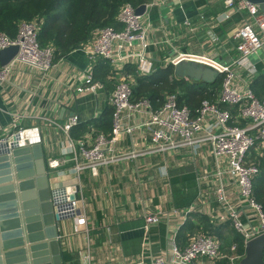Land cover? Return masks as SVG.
Wrapping results in <instances>:
<instances>
[{
  "label": "built area",
  "instance_id": "obj_1",
  "mask_svg": "<svg viewBox=\"0 0 264 264\" xmlns=\"http://www.w3.org/2000/svg\"><path fill=\"white\" fill-rule=\"evenodd\" d=\"M222 1L225 12L217 21L227 20L231 10L244 17L242 25L226 40L216 32L213 19L205 12H200L197 22L186 19L185 24L192 34L202 27L203 35L214 44L213 47L225 42L232 44L224 49L230 51L228 58L231 60L224 59L216 49L212 55L175 50L166 64L175 66L182 61H191L216 70L223 77L216 101L204 99L199 108L192 111L179 104L178 93L167 94L158 106L148 97L133 99L137 78L150 76L156 70V64L148 52L151 23L144 24L141 21L143 15L136 12L137 7L126 2L116 15L118 28H96L79 46L88 64L79 71L76 81L83 84L86 91L97 93L105 87V83L96 77L100 61L110 66V77H118L109 95V104L113 108L111 131L93 130L76 139L71 132L80 123L77 114L63 123L51 120L56 128L66 133L67 139L62 151L64 157L47 159V166L51 173L62 174V167L69 157L73 162L71 169L77 176L85 170L98 175L101 167L123 160L175 153L182 148H189L197 155L207 147L216 168L212 174L205 171L203 181L210 183L207 190L201 191L200 198L204 202L209 194H214L224 213L219 221L229 223L246 248L250 239L264 233V207L254 193V180L260 173L257 160L264 158V93L259 97L252 87L256 78L264 74V12L259 4L248 0ZM157 3L146 4L148 7ZM42 24L43 20L39 19L21 20L15 37L0 32V50L12 45L20 47L8 65H0V86L9 80L18 65H27L44 74L54 67L56 47L53 44L41 46L39 42ZM128 67H134L135 73L128 71ZM17 125L14 123L13 127L17 129ZM28 131L20 129L12 134ZM32 133L37 138L33 141L41 142L37 130ZM210 176L213 179L209 180ZM69 186L60 189L66 190ZM68 203L74 214L75 201ZM195 211L196 206L192 205L185 213ZM159 213H147L144 227L158 223ZM184 222L185 219L176 230L182 229ZM187 240V245L181 248L176 231L170 239V254L153 258L151 264H215L223 259L238 264L245 255L238 252L236 242L230 252L225 251L221 239L209 231L191 232ZM83 257L86 264H91L89 252Z\"/></svg>",
  "mask_w": 264,
  "mask_h": 264
},
{
  "label": "crops",
  "instance_id": "obj_2",
  "mask_svg": "<svg viewBox=\"0 0 264 264\" xmlns=\"http://www.w3.org/2000/svg\"><path fill=\"white\" fill-rule=\"evenodd\" d=\"M152 1L158 3L148 5L141 21L151 23L148 52L156 67L165 66L175 50L212 55L216 49L224 59L229 57L230 51L224 49L232 44L225 42L213 47L203 35L202 27L192 34L185 20L197 22L200 12H205L213 19L216 32L226 40L242 25L243 14L231 10L227 20L217 21L225 12L222 0H150L147 3ZM87 64V57L78 47L59 57L46 74L27 65L16 66L9 80L0 86V123L5 127L0 131V140L16 130H37L47 159L62 158L67 135L51 120L63 123L77 114L79 124L87 123V129L76 137L75 127L71 135L76 139L97 131L89 122L103 118L106 108H112L109 104L112 90L108 91L105 84L103 90L89 92L76 81L79 71ZM14 123L18 124L17 129ZM196 154L182 148L175 153L101 167L98 175L85 170L80 176L73 173V162L67 157L63 173H51L52 188L80 185L82 197L75 201L74 214H67L59 225L65 264H86L83 256L88 252L92 255L91 264H151L153 258L170 254V239L176 231L181 248L187 245L191 232L212 233L216 228L234 232L229 223L219 221L224 213L214 194H209L204 202L200 198L201 191L207 190L210 183L203 181L205 171L212 174L216 165L207 147ZM192 205L196 211L186 214ZM149 212H160L161 219L146 228L144 219ZM184 219L182 229L188 224L196 225L188 234L182 229L176 230Z\"/></svg>",
  "mask_w": 264,
  "mask_h": 264
},
{
  "label": "water",
  "instance_id": "obj_3",
  "mask_svg": "<svg viewBox=\"0 0 264 264\" xmlns=\"http://www.w3.org/2000/svg\"><path fill=\"white\" fill-rule=\"evenodd\" d=\"M248 1L259 4L264 12V0ZM146 10L144 3L136 12L143 15ZM19 48L12 45L0 50V65H8ZM174 74L206 83L219 76L211 67L191 61L175 65ZM17 138L18 134L6 137L5 144L12 146L0 149V264H65L59 225L68 215L61 213L55 198L44 146L28 138L16 145ZM66 194L69 199L63 205L69 206L68 200L82 197L80 185L69 186ZM241 264H264V233L247 242Z\"/></svg>",
  "mask_w": 264,
  "mask_h": 264
},
{
  "label": "trees",
  "instance_id": "obj_4",
  "mask_svg": "<svg viewBox=\"0 0 264 264\" xmlns=\"http://www.w3.org/2000/svg\"><path fill=\"white\" fill-rule=\"evenodd\" d=\"M150 0H0V32H6L15 37L18 33V24L21 20H43L39 32V42L41 46L52 43L56 47L59 57L78 48L86 42L96 28L105 26L119 27L116 23V15L122 4L129 2L138 7ZM56 59V61L59 59ZM128 71H135L134 67H128ZM110 66L102 61L98 64L97 79L108 77ZM101 76V77H100ZM222 76H218L213 83L203 81L190 82L186 78H177L174 74V66L165 65L156 67V70L146 77H138L137 84L133 87V99L141 97L150 98L154 105L158 106L165 99L166 91L178 93L180 105L188 106L192 111H196L204 99L216 101L222 87ZM107 86V90L114 87ZM115 86V84H113ZM256 95L261 97L264 93V74H260L252 85ZM225 107V105H222ZM113 108H106L103 118L89 122L101 130L109 131L112 127ZM87 129V123L76 126L73 135L79 136ZM260 173L254 180V193L258 202L264 207V158L257 160ZM206 219V218H202ZM207 223V220L203 221ZM196 225L188 224L184 230L186 234L193 230ZM212 233L217 235L223 245V249L230 252L233 243H238V252L245 254L244 241L235 231H224L216 228ZM183 237L185 234L182 232ZM180 237V236H179ZM215 264H231L228 259L217 261ZM238 264H241L239 262Z\"/></svg>",
  "mask_w": 264,
  "mask_h": 264
},
{
  "label": "bare ground",
  "instance_id": "obj_5",
  "mask_svg": "<svg viewBox=\"0 0 264 264\" xmlns=\"http://www.w3.org/2000/svg\"><path fill=\"white\" fill-rule=\"evenodd\" d=\"M30 133V132H29ZM36 134L32 133L31 134H28V132H22V133H19L18 134V138L17 140L15 141L16 145H19L21 144L22 142H25L26 138H28L29 140L33 141L34 139H37ZM7 142V139L5 140H0V149L1 150H7L9 148H11V144L7 145L5 144ZM56 193V200L59 204V206L61 207V213L63 215H70L73 213V210L70 208V204L69 206H64L63 204H65V199L68 198V195L66 194V190L65 189H60V190H55Z\"/></svg>",
  "mask_w": 264,
  "mask_h": 264
},
{
  "label": "rangeland",
  "instance_id": "obj_6",
  "mask_svg": "<svg viewBox=\"0 0 264 264\" xmlns=\"http://www.w3.org/2000/svg\"><path fill=\"white\" fill-rule=\"evenodd\" d=\"M50 44H52V43H50ZM59 55L60 54H58V53H55V58H54V62L56 61V59L59 57ZM133 73H135V71H133ZM101 77V76H100ZM109 77H107V78H104L105 80H107L106 81V85H108L109 83L111 84L110 85V87H114V85L113 84H115L117 81H118V77L117 78H112V77H110L109 79H108ZM99 79V78H98ZM99 80H101V78L99 79ZM102 81V80H101ZM102 82H104V81H102ZM169 93H171L170 92V90H168V91H166V93H165V95L166 94H169ZM17 131V130H16ZM1 139V138H0Z\"/></svg>",
  "mask_w": 264,
  "mask_h": 264
}]
</instances>
